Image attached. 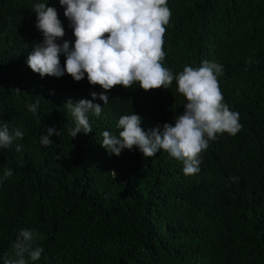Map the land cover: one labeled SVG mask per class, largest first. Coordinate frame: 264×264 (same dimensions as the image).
Wrapping results in <instances>:
<instances>
[{
  "label": "trees",
  "instance_id": "1",
  "mask_svg": "<svg viewBox=\"0 0 264 264\" xmlns=\"http://www.w3.org/2000/svg\"><path fill=\"white\" fill-rule=\"evenodd\" d=\"M36 2L55 7L65 33L57 43L75 40L59 0H0V125L24 132L0 148V177L13 171L0 180V256L25 228L41 234L44 249L27 264H264V0H167L163 66L175 75L203 60L222 64L224 103L242 125L209 142L194 175L163 150L144 157L133 146L116 156L100 144L132 112L145 131L174 124L185 103L175 80L168 89L113 87L107 104L93 100L102 112L87 114L92 132L71 138L65 102L104 90L86 74L41 77L27 66L43 39ZM36 102L33 114L27 105ZM48 127L59 134L44 146Z\"/></svg>",
  "mask_w": 264,
  "mask_h": 264
},
{
  "label": "clouds",
  "instance_id": "2",
  "mask_svg": "<svg viewBox=\"0 0 264 264\" xmlns=\"http://www.w3.org/2000/svg\"><path fill=\"white\" fill-rule=\"evenodd\" d=\"M64 6V16L75 40L57 43L64 36V28L55 7L46 2H36L32 11L36 13L35 27L42 34V41L33 44L26 59L27 66L41 77H61L69 74L80 81L87 76L90 85H99L101 91L91 92V100L69 98L65 106L73 118L69 128L71 138L78 133L92 132L88 113L100 116L102 106L93 103L97 97L103 104L109 102L108 92L120 85L131 88L138 84L145 91L166 88L176 81L178 93L185 97L182 114L173 117L174 124L163 123L147 131L141 128V117L133 112L119 117L118 134L108 130L101 133V146L111 155L119 156L124 149L135 146L144 157H151L158 151H166L182 161L184 175L200 171L201 153L209 147L217 134H237L242 128L239 113L230 110L224 103L218 77L224 75V66L215 61L203 60L199 67L185 65L176 73L165 66L164 35L171 18L167 0H59ZM65 56L63 67L60 55ZM253 61L248 58L245 66ZM18 92L19 90L16 89ZM38 102L27 105L33 114L37 113ZM55 127H48L41 135L40 143L52 144V135H58ZM24 132L19 128L10 130L9 125H0V148H8L14 140L22 139ZM22 146L17 144L16 151ZM63 154H60L62 158ZM13 175L6 168L0 180ZM113 177L115 173L112 172ZM235 181L236 177H229ZM41 234L35 229L22 228L11 243L9 250L0 259L3 264H27L39 260L43 247L37 245Z\"/></svg>",
  "mask_w": 264,
  "mask_h": 264
}]
</instances>
